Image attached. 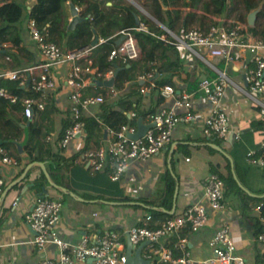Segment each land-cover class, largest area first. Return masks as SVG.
Here are the masks:
<instances>
[{
	"label": "built area",
	"instance_id": "obj_1",
	"mask_svg": "<svg viewBox=\"0 0 264 264\" xmlns=\"http://www.w3.org/2000/svg\"><path fill=\"white\" fill-rule=\"evenodd\" d=\"M105 7L106 0H102L99 8ZM210 17L218 24L211 25L207 30L189 27L180 34H176L165 23L153 17L150 18L157 28L155 31H150L149 25L139 20L136 26L118 32L120 36L125 37L120 44L112 46L108 60L117 59L126 63L139 58L140 50L134 31L148 32L166 43L186 48L200 58L202 57L196 52V47H203L209 56L219 58L225 64L242 63L247 80L246 95L264 116V39L249 35L246 23L231 17ZM25 31L40 59L19 68H2L0 78L16 80L22 87L39 93V96H21L0 88V97L12 103H20L21 114L25 118L32 117L35 109L44 108V96L55 87L52 68L56 65L64 66V82L70 89L68 99L71 124L64 129L59 140L63 149L73 137H85L82 114L104 101L101 93L85 95L83 89L88 85H96V80H109L113 77L115 68L101 71L93 65V49L97 44L105 42L104 38L97 37L95 45L90 43L81 48L68 49L48 41L33 17L26 20ZM9 59L8 56L5 57V60ZM213 68L216 76L212 79H202L198 83L199 90L211 105L210 112L202 122L201 133L206 138L226 141L230 136L229 124L219 101L229 78L223 67ZM150 77L152 73L148 72L138 78L144 81ZM105 88L106 95L110 97H114L118 92L113 86ZM161 92L164 95H173V106L156 109L150 115L151 126L142 136L134 135L135 125L131 121L121 124L116 130L105 128L106 137L101 139L98 147L79 153L73 161L86 163L94 171L106 172L110 180L117 181L131 161L146 160L158 153L170 142L172 131L178 124H190L196 120L188 93L176 92L170 85L163 86ZM176 107L180 108L181 112H177ZM134 116V112L129 113V117ZM231 137L238 139L239 134H231ZM46 140H51V136H46ZM246 160L253 165L264 167V141L260 143L258 151L248 150ZM15 162L0 146V192L4 184L1 178V164ZM202 196L204 203H195L182 213L165 218L156 228L146 226L150 220V215H146L142 224L125 228L121 233L105 229L92 241L83 236L73 245L62 241L55 233V226L60 220L62 198L52 197L45 192L40 193L30 211L25 214V221L34 231L30 242L37 249L53 242L59 248V256L57 259L41 258L35 264H84L88 257L93 258L92 264H125L127 238L134 246L148 241L144 246V253H141L142 257L148 260V264H250L238 253L237 241L231 235L230 211L224 200V183L217 174L208 175ZM256 211V217L263 223L264 218L260 215L259 206ZM212 222H217L218 225L207 241L211 256L204 259L192 258L187 249L188 235L198 232ZM249 241L259 245L258 252L264 256V229L250 237ZM172 245L180 254H174Z\"/></svg>",
	"mask_w": 264,
	"mask_h": 264
},
{
	"label": "crops",
	"instance_id": "obj_2",
	"mask_svg": "<svg viewBox=\"0 0 264 264\" xmlns=\"http://www.w3.org/2000/svg\"><path fill=\"white\" fill-rule=\"evenodd\" d=\"M37 1L26 0L25 3L29 8ZM101 1L99 0L98 5ZM125 1L132 3L135 9L139 6L145 13V23L149 24L152 21L150 17L153 16L136 0ZM109 5H111V1L106 0V7ZM76 7L79 12L80 8ZM106 7L99 9L103 10ZM165 8L171 9L169 6H165ZM182 9L197 11L190 7ZM135 16L143 21L138 13ZM70 18L69 13L68 21ZM162 23L167 25L166 16H164ZM119 31L116 30L115 34ZM22 34L24 46L34 53V61L24 64L26 66L38 61L40 58L33 42L25 31V26ZM94 37L103 38L98 32L93 33L91 31V39H94ZM177 47L183 68L179 78L174 77L173 85L170 86L176 92L185 91L188 93L192 102V109L196 114V120L190 124H178L172 131L170 142L163 149L146 160L131 161L119 180L112 181L106 172L94 171L86 163H75L73 161L84 145V136L79 135L73 137L62 149V155L65 157L76 154L71 167L63 173L64 179L77 192H68L62 187L53 186L47 178V182L43 185L41 191L35 192L31 185L32 180L38 176L39 170L32 171L28 178H25V175L29 168L34 165L40 166L45 174V171L47 172V162H42V165L29 162L28 156L24 152L19 154L13 143V147H3L16 162L1 164V178L4 184L0 192V264H35L41 258H58L59 248L55 243L49 242L42 249H37L31 244L30 241L34 231L25 221V214L32 208L37 195L43 192L52 197L62 198L61 215L58 224L55 226V233L62 241L74 245L83 236H87L92 241L102 230L110 229L121 233L125 228L140 224L145 216L149 214L148 208H155L153 203L162 200L159 193L169 180L174 182L171 209L166 210L170 216L182 213L195 203H204L202 193L208 175L215 171L213 173L226 176L228 164L234 170L233 160L231 165L224 153L229 155L231 159L233 154L237 157L243 183L252 190H260L264 187V177L261 176V168L263 167L249 163L246 157L242 158L241 154L244 150L258 151L260 143L264 141V116L260 113L259 107L246 95L245 67L240 62L225 64L219 58L209 56L203 47H196V52L202 58L184 47ZM6 61H10V59ZM220 63H222L221 66ZM213 67L216 69L223 67L229 78L219 101V105L226 113L229 124L230 136L226 141L217 138H206L201 133L202 122L210 112L211 105L199 90L198 83L202 79H212L216 76ZM65 72V67L61 65L52 68L55 87L50 89L44 96V102L47 98L51 99L59 109V113H55L53 117L54 126L55 118L59 117L58 128L61 118L64 117L65 111L70 107L68 99L70 89L64 82ZM126 88L127 84L124 85V90ZM150 89V83L140 89L143 94L140 101L141 109L154 108L155 111L159 107L173 106V95L162 94L161 87L159 97L157 92L150 93ZM121 93L122 91H118L113 98ZM175 109L177 112H181L180 108L176 107ZM96 111V107H91L85 113L91 115ZM12 114L16 117L25 118L21 111H14ZM150 115L135 114L134 117H129V120L135 125V136H142L151 126ZM260 124L263 125L259 126ZM58 128H55L52 134L57 132ZM235 133L239 134L238 139L231 137V134ZM22 138L23 134L15 140H21ZM236 142L239 144L238 147H234ZM211 143L220 146L224 153L210 146ZM15 153L20 155L19 160L15 158ZM30 163L34 164L28 168ZM247 166L248 169L243 170V167ZM23 173L25 174L23 175ZM50 181L52 182L51 179ZM236 181L237 184L238 182L241 184L240 181ZM14 185H17V187H13ZM241 185L250 192L246 186ZM24 188H26L25 191H23ZM175 188H177L176 193ZM70 193H73V195H70ZM65 195L70 196V202L66 201ZM224 200L230 211V230L233 239L237 241L238 253L243 255L250 264H253L254 256L260 246L249 241L250 237L253 236L252 224L241 214L238 207L240 198L237 195L224 196ZM262 205L259 206V209ZM256 207L258 206L252 207L250 210V213L255 217ZM172 210L173 212L170 214L169 212ZM217 225V222L209 223L198 232L188 235L187 249L192 258L204 259L211 256L207 241ZM137 246L138 244L134 246L132 253H134ZM144 246L141 249L142 254L145 251Z\"/></svg>",
	"mask_w": 264,
	"mask_h": 264
},
{
	"label": "trees",
	"instance_id": "obj_3",
	"mask_svg": "<svg viewBox=\"0 0 264 264\" xmlns=\"http://www.w3.org/2000/svg\"><path fill=\"white\" fill-rule=\"evenodd\" d=\"M26 0H0V69L18 68L24 64L34 61V53L23 44L22 31L29 17L36 20L39 30L46 35L48 41H52L68 49L81 48L91 43V31L95 30L105 39V42L95 46L92 52L93 65L103 71L108 68H119L115 76L113 87L122 91L116 98L106 95L107 88L97 85H88L83 89L85 95H95L101 93L104 96L103 103L95 106L97 111L91 115L82 114V121L85 127L84 145L79 151L84 152L98 147L103 139L105 128L116 130L123 123L129 120V111L135 114H152L154 108L143 110L140 107L142 93L141 87L151 84L150 93L157 92L165 85H173V78H179L182 72V59L178 55L177 45L166 43L157 37L145 31H134L140 56L135 60H129L122 63L117 59L108 60V54L120 36L115 34L116 30H122L136 26L135 15L137 10L125 0H110L111 5L106 9L100 10L99 0H70L75 6H78L79 15L83 18L72 29H68V7L67 0H38L27 7ZM142 7L159 22L164 21L166 16L167 26L175 33L189 28L191 25H197V28L207 30L211 25L218 24L210 16L230 17L233 3H237L248 13L256 8L261 2V10L257 13L258 18L264 17V0H204L201 2V11H186L182 8L197 7L196 0H136ZM165 6L171 7L166 9ZM230 6V8H229ZM25 16V24L20 23L22 16ZM235 19V18H234ZM236 20L246 23L245 16L238 15ZM24 25V26H23ZM150 31H155L152 21L149 22ZM193 27V26H192ZM195 27V26H194ZM247 32L254 37L264 39V27L260 22H255L253 26H247ZM8 56L10 61H6ZM127 64L129 66H127ZM222 63H220L221 66ZM152 73V77L144 80L141 84L139 75ZM150 81V82H149ZM127 84L126 90L124 85ZM22 86L16 80L0 78V88L6 89L21 96H39ZM22 109L20 103H12L7 99L0 97V146L13 147L10 139H18L23 133L24 128L21 123L28 118L16 117L12 112H20ZM59 113V109L54 105L51 99H46L44 108L35 109L28 124V141L24 146V153L28 156L29 162L42 163L47 162V172L53 184L62 187L68 192L77 191L72 188L68 181L64 179V171L72 165V160L76 156L65 157L62 155V148L59 140L63 135L64 129L71 124L70 107L64 113L60 120V126L54 134V114ZM61 113V112H60ZM263 124H260L261 126ZM50 135L51 140H46ZM239 144L234 143V147ZM248 151L241 152L242 158L247 156ZM15 158L20 159V155L15 153ZM233 168L237 180L246 186L250 192L258 195L264 194V187L260 190H252L243 183L240 175L239 163L237 157L233 154ZM247 170V167H243ZM34 170H39L38 176L32 180V189L40 192L43 185L47 182L46 176L41 167L34 165L27 171L25 178H28ZM215 172V171H213ZM212 172V173H213ZM217 174L224 183V196L230 194L237 195L240 198L239 210L241 214L251 222L252 233L256 235L264 229V224L258 218L250 213L252 207L260 206V215L264 218V197L253 196L246 193L238 186L233 178L231 167L228 164V173L226 176ZM261 176L264 177V167L261 168ZM13 187H17L14 185ZM174 182L169 180L162 188L161 201L154 202L155 208H148L150 220L146 223L147 227L156 228L160 223L170 215L166 210L171 209ZM142 224V222L140 223ZM175 255L180 251L172 245ZM253 264H264V256L257 252L253 259Z\"/></svg>",
	"mask_w": 264,
	"mask_h": 264
},
{
	"label": "water",
	"instance_id": "obj_4",
	"mask_svg": "<svg viewBox=\"0 0 264 264\" xmlns=\"http://www.w3.org/2000/svg\"><path fill=\"white\" fill-rule=\"evenodd\" d=\"M262 3L261 2L256 8H253L249 11L248 13V16H247V21H246V24L248 26H253L254 23H255V19L257 17V13L261 10V7H262ZM68 4H69V13L71 15V18L69 20V24H68V29H72L78 22L82 21L83 18L79 15V12H78V9L77 7L70 1L68 0ZM135 22L136 24H138L139 22V19L137 16H135ZM93 33H95V30H92ZM124 35H121L118 37V39L115 41V44L118 45L120 44V42L124 39ZM97 42V37H94V39H92L91 41V44L92 45H95ZM127 66H129L127 64ZM118 69L119 68H115L114 70V75L112 78H110L109 80H96V85L99 86V87H111L114 85V80H115V76L118 72ZM244 77L246 78V76L244 75ZM143 81L140 80L139 83L141 84ZM21 88H24V87H21ZM31 120V117H29L27 119V121L24 123V124H21V127L24 128V133H23V138L21 140H15V139H10L9 142L13 143L16 147V150L19 154H22L24 152V146L25 144L27 143L28 141V124H29V121ZM103 137L105 138L106 137V132L104 131L103 133ZM210 146L214 147L215 149H217L218 151L223 152V150L221 149L220 146L216 145V144H210ZM224 155L229 159L230 161V164L232 165V159L230 158L229 155H227L226 153H224ZM34 163H30L28 165V168L31 167ZM40 165H42V163H38ZM231 172H232V176L235 180H237L236 178V175L234 173V170L231 169ZM25 173H23L24 175ZM45 176L46 178L48 179V182L55 186L53 184V182L50 181L49 179V176H48V173L45 171ZM238 185L246 192L248 193L249 195H253V196H260V197H264V194H261V195H256V194H253L251 192H249L245 187H243L239 182H238ZM26 188L23 189V191H25ZM62 189V188H60ZM176 190L177 188H175V193H176ZM175 193H174V197H175ZM70 195H73V193H70ZM263 206V205H262ZM173 210L170 211L169 213L172 214ZM148 244V241L145 240V241H142L138 244V246L136 247L134 253H132V250L134 249V245L129 241V239L127 238L126 241H125V246H126V257H127V260H126V263L125 264H148V260L147 259H144L141 255V249L144 245H147ZM92 260L93 258L92 257H88L86 260H85V263L84 264H92Z\"/></svg>",
	"mask_w": 264,
	"mask_h": 264
},
{
	"label": "rangeland",
	"instance_id": "obj_5",
	"mask_svg": "<svg viewBox=\"0 0 264 264\" xmlns=\"http://www.w3.org/2000/svg\"><path fill=\"white\" fill-rule=\"evenodd\" d=\"M204 0H196V4H197V7L195 8V11L197 10V11H201V9H200V5H201V2H203ZM229 1V0H228ZM129 3V2H128ZM132 4V3H131ZM233 5V7H235V10L233 9L232 11H231V13H230V17L231 18H237L238 17V15H243V16H245V19H246V21H247V16H248V13H246L245 12V10L243 9V8H241V6L240 5H238L236 2L235 3H233L232 4ZM69 6V4H67V7ZM132 6H134L133 4H132ZM229 8H230V6H229ZM137 10V12H138V15H140V17H141V19L143 20V21H146V16H145V13L139 8V6H138V8L136 9ZM196 11V13H198ZM68 13H69V10H68ZM20 23H24L25 24V16L23 15L22 17H21V19H20V21H19ZM255 22H260L262 25H263V27H264V17L262 18H258V17H256V19H255ZM24 26V25H23ZM196 27L197 25H191L190 27ZM176 34H180L179 32H176ZM58 116L55 118V128H58V125H59V123H58ZM65 199H66V201L67 202H70L71 201V198H70V196H68V195H65Z\"/></svg>",
	"mask_w": 264,
	"mask_h": 264
}]
</instances>
